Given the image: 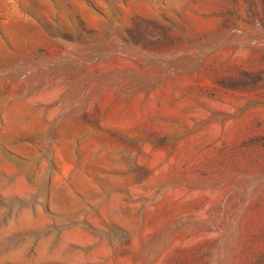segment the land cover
<instances>
[{"label":"rangeland","instance_id":"obj_1","mask_svg":"<svg viewBox=\"0 0 264 264\" xmlns=\"http://www.w3.org/2000/svg\"><path fill=\"white\" fill-rule=\"evenodd\" d=\"M0 264H264V0H0Z\"/></svg>","mask_w":264,"mask_h":264}]
</instances>
